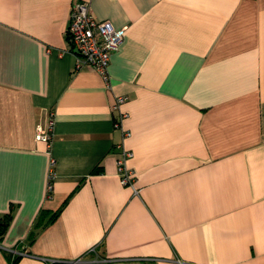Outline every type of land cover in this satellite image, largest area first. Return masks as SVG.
<instances>
[{
	"label": "crops",
	"instance_id": "obj_1",
	"mask_svg": "<svg viewBox=\"0 0 264 264\" xmlns=\"http://www.w3.org/2000/svg\"><path fill=\"white\" fill-rule=\"evenodd\" d=\"M79 1L126 29L110 89L76 70ZM51 121L49 149L36 135ZM121 143L137 193L120 183ZM9 213L0 264H264V0H0Z\"/></svg>",
	"mask_w": 264,
	"mask_h": 264
},
{
	"label": "built area",
	"instance_id": "obj_2",
	"mask_svg": "<svg viewBox=\"0 0 264 264\" xmlns=\"http://www.w3.org/2000/svg\"><path fill=\"white\" fill-rule=\"evenodd\" d=\"M126 29H116L109 21L96 20L91 14L88 2H75L71 8V20L67 30V36L78 52L76 70L90 68L98 72L104 79L106 87L111 88L109 75V64L111 56L118 52L125 40ZM128 101L127 96H117L114 98L112 112L114 117V128L120 130L123 139L130 137V133L124 129V121L128 114L123 111V106ZM54 118V115H51ZM36 139L47 144L51 149L54 139V122L51 121L48 129L38 128ZM118 158L116 161L117 172L120 183L123 186L132 188L137 193L136 175L129 167V160L133 154L123 143L118 145ZM55 160L51 162L50 182L48 185V197L53 191V169ZM14 256L25 255L20 250H12Z\"/></svg>",
	"mask_w": 264,
	"mask_h": 264
},
{
	"label": "trees",
	"instance_id": "obj_3",
	"mask_svg": "<svg viewBox=\"0 0 264 264\" xmlns=\"http://www.w3.org/2000/svg\"><path fill=\"white\" fill-rule=\"evenodd\" d=\"M59 212H57L52 219H55L58 216ZM42 217H40L39 220H41ZM12 221V213H9L7 215H5L4 217L0 218V239L4 237L10 223ZM35 237V234L32 233L31 235V240H33ZM19 260V258L14 260L13 264H16V262Z\"/></svg>",
	"mask_w": 264,
	"mask_h": 264
}]
</instances>
